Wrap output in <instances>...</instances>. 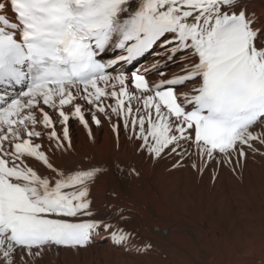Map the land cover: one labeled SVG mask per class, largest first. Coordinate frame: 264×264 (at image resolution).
I'll use <instances>...</instances> for the list:
<instances>
[{
    "label": "snow or ice",
    "instance_id": "1",
    "mask_svg": "<svg viewBox=\"0 0 264 264\" xmlns=\"http://www.w3.org/2000/svg\"><path fill=\"white\" fill-rule=\"evenodd\" d=\"M100 115L173 167L264 155V24L241 0H0V264H39L101 229L125 251L151 249L93 219L101 166L54 163L72 149L69 121L91 137Z\"/></svg>",
    "mask_w": 264,
    "mask_h": 264
},
{
    "label": "bare ground",
    "instance_id": "2",
    "mask_svg": "<svg viewBox=\"0 0 264 264\" xmlns=\"http://www.w3.org/2000/svg\"><path fill=\"white\" fill-rule=\"evenodd\" d=\"M241 2L264 24V0ZM153 60L150 55L140 63ZM178 71L175 64L167 68L168 75ZM87 118L91 137L77 120H70L72 149L63 157L57 153L54 163L64 169L101 166L104 171L90 186L93 219L117 224L113 214L125 212L131 220L118 224L131 233L130 245L148 243L151 249L125 251L101 229L87 247H53L39 264H264V155L249 151L246 159L236 162L233 157L235 167L213 163L203 172L193 169L191 161L173 167L176 158L153 159L139 151V142L129 138L122 123L117 137L102 115L99 126Z\"/></svg>",
    "mask_w": 264,
    "mask_h": 264
},
{
    "label": "rangeland",
    "instance_id": "3",
    "mask_svg": "<svg viewBox=\"0 0 264 264\" xmlns=\"http://www.w3.org/2000/svg\"><path fill=\"white\" fill-rule=\"evenodd\" d=\"M107 210H110V209H107ZM118 212H121V211H118ZM118 212H116V213H118ZM122 213H123V211H122ZM104 216L107 217V214L104 215ZM123 216L125 217V219H123V220H120L119 217H118L117 215H114V214H113L112 218L115 219V220L117 221V223H120V224L125 225V224H127V222H129V220H131V219H130V217H129L125 212L123 213ZM114 217H115V218H114ZM127 219H128V220H127Z\"/></svg>",
    "mask_w": 264,
    "mask_h": 264
}]
</instances>
